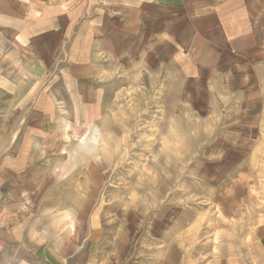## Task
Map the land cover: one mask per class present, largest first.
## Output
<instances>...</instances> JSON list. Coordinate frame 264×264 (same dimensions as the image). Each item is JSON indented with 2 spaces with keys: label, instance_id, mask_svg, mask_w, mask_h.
Wrapping results in <instances>:
<instances>
[{
  "label": "rangeland",
  "instance_id": "374dc122",
  "mask_svg": "<svg viewBox=\"0 0 264 264\" xmlns=\"http://www.w3.org/2000/svg\"><path fill=\"white\" fill-rule=\"evenodd\" d=\"M220 1L186 20L170 62L106 63L88 87L33 78L0 42V76L20 88L0 110L6 260L240 258L264 224V0Z\"/></svg>",
  "mask_w": 264,
  "mask_h": 264
},
{
  "label": "crops",
  "instance_id": "0c3cea01",
  "mask_svg": "<svg viewBox=\"0 0 264 264\" xmlns=\"http://www.w3.org/2000/svg\"><path fill=\"white\" fill-rule=\"evenodd\" d=\"M219 1L0 0V42L32 59L33 78L58 73L68 87H88L106 63L170 62L172 42L197 9L212 12ZM17 94L20 88L0 76V110ZM242 239L240 258L226 264H264V224ZM7 249L0 244V264H27L6 260Z\"/></svg>",
  "mask_w": 264,
  "mask_h": 264
}]
</instances>
